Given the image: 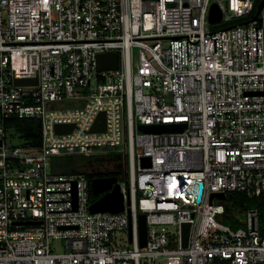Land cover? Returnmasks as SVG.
I'll return each instance as SVG.
<instances>
[{"label": "built area", "instance_id": "obj_1", "mask_svg": "<svg viewBox=\"0 0 264 264\" xmlns=\"http://www.w3.org/2000/svg\"><path fill=\"white\" fill-rule=\"evenodd\" d=\"M255 2L0 0V264H264V7L255 17ZM213 4L222 19L211 23ZM107 52L118 67L99 70ZM26 78L37 83H17ZM101 112L106 129L93 130ZM12 117L39 119L41 144L9 143ZM110 153L123 156L124 210L93 213L87 174H54L52 160ZM220 192L257 205L229 212L226 199L211 200ZM55 240L65 251H53Z\"/></svg>", "mask_w": 264, "mask_h": 264}, {"label": "trees", "instance_id": "obj_2", "mask_svg": "<svg viewBox=\"0 0 264 264\" xmlns=\"http://www.w3.org/2000/svg\"><path fill=\"white\" fill-rule=\"evenodd\" d=\"M261 0H256L255 9ZM251 17V16H250ZM240 19L237 22L243 23L249 18ZM6 130L11 133L13 132L21 140L22 145L38 146L42 142V124L37 118H18L12 117L5 121ZM123 156L118 153H110L107 155H97L92 157L85 156H63L55 157L52 160V172L54 174H70L85 172L89 178L90 184L93 178L100 176H116L122 179L121 175L125 171V165L122 162ZM100 163H113V168L107 172H96L94 174L89 173L87 168H94ZM98 197H94L91 194V201L94 202ZM229 212L235 210L243 212L249 207L256 206V200L252 199L241 192L228 193L226 200L222 201ZM230 219V221H229ZM227 219L233 227L238 228L241 223L233 218Z\"/></svg>", "mask_w": 264, "mask_h": 264}, {"label": "water", "instance_id": "obj_3", "mask_svg": "<svg viewBox=\"0 0 264 264\" xmlns=\"http://www.w3.org/2000/svg\"><path fill=\"white\" fill-rule=\"evenodd\" d=\"M264 7V0H261L257 7V17ZM210 22H219L222 19V13L217 4H213L210 9ZM118 67V53L117 52H107L100 54L98 57V69H116ZM18 84H34L37 83V79L26 78L18 79ZM73 125L69 124H58L56 125V131L63 133L66 131H71ZM183 128V127H182ZM106 129V113L101 112L96 120L93 130H105ZM140 129L143 131H170L177 128L174 127H164V126H152V125H140ZM181 129V128H180ZM145 164L150 165L149 159H145ZM92 193L95 197H98L96 201L91 203L90 210L93 213L96 212H112L117 213L124 210V195L121 190V185L118 182L116 176H100L95 177L91 181ZM107 191L105 194H103ZM214 197L221 199H226L225 193H213L211 195V200ZM139 232H140V244L145 246L147 242V222L146 215L140 214L139 216ZM190 232V223L183 224V246H187Z\"/></svg>", "mask_w": 264, "mask_h": 264}, {"label": "rangeland", "instance_id": "obj_4", "mask_svg": "<svg viewBox=\"0 0 264 264\" xmlns=\"http://www.w3.org/2000/svg\"><path fill=\"white\" fill-rule=\"evenodd\" d=\"M7 140L9 143L14 144V145H20L21 144V140L13 132H11L7 135ZM111 168H113V163H110V164L100 163V164H97L96 167H94V168H87V171L89 173L94 174V173L99 172V171L100 172H107ZM120 182H122V184H125L126 178L120 179ZM52 248H53L54 252H63V251H65L64 242L59 241V240H55L52 242Z\"/></svg>", "mask_w": 264, "mask_h": 264}]
</instances>
